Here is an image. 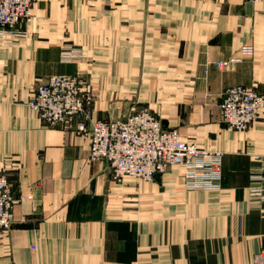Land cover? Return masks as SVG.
I'll list each match as a JSON object with an SVG mask.
<instances>
[{
	"label": "crops",
	"instance_id": "0c3cea01",
	"mask_svg": "<svg viewBox=\"0 0 264 264\" xmlns=\"http://www.w3.org/2000/svg\"><path fill=\"white\" fill-rule=\"evenodd\" d=\"M13 33L0 37V175L16 199L0 264H255L264 195L249 191L264 177V109L234 131L219 103L237 85L264 95V1L36 0ZM247 45L251 57L214 65ZM61 75L92 91V119L146 108L164 130L221 153L220 188L188 191L176 167L113 180L88 158L82 116L47 127L28 106Z\"/></svg>",
	"mask_w": 264,
	"mask_h": 264
},
{
	"label": "built area",
	"instance_id": "2783aa9c",
	"mask_svg": "<svg viewBox=\"0 0 264 264\" xmlns=\"http://www.w3.org/2000/svg\"><path fill=\"white\" fill-rule=\"evenodd\" d=\"M34 1L0 0V37L14 34L15 27L31 16ZM253 54V47L243 46L237 58L217 61L214 65L224 69ZM92 99L89 91L80 88L77 78L53 76L38 86L31 103L40 118L51 125L68 126L78 116H83L85 123H79L77 133L89 137L88 158L105 161L115 181L131 177L150 182L156 174L176 167L188 191L220 188L221 153L184 141L176 130H164L160 120L146 108L132 111L124 119H92L87 110ZM263 109L264 95L255 87L232 86L221 94L219 118L229 129L245 131ZM252 181L261 185L251 188L250 195H264V177L252 176ZM15 202L12 184L5 175H0V231L12 226ZM254 263L264 264V249L254 256Z\"/></svg>",
	"mask_w": 264,
	"mask_h": 264
},
{
	"label": "rangeland",
	"instance_id": "374dc122",
	"mask_svg": "<svg viewBox=\"0 0 264 264\" xmlns=\"http://www.w3.org/2000/svg\"><path fill=\"white\" fill-rule=\"evenodd\" d=\"M36 1V0H35ZM35 1H34V3H35ZM34 5V4H33ZM31 16H32V10H31ZM31 16L27 19V20H25V22H22V23H19L16 27H15V29H17L20 25H22V24H24V23H26L30 18H31ZM81 55L80 54H78V53H68V54H64L63 55V58L66 60V61H70V59H77V58H79ZM61 76H64V75H61ZM53 77V76H52ZM72 77H75V78H77L79 81H80V79L78 78V77H76V76H72ZM80 88L82 89V90H87V91H89L91 94H92V96H93V93H92V91L91 90H89V89H85V88H83V86L81 85V81H80ZM34 95H35V93H34ZM34 95L32 96V98L28 101V106H29V108L32 110V111H34L35 113H36V115H37V117H38V119L40 120V122L42 123V124H44V125H46L47 127H58V125H51V124H48V123H46V122H44L41 118H40V116H39V114H37V111L32 107V100L34 99ZM93 99H94V97H93ZM93 99H92V101H93ZM91 101V102H92ZM91 104V103H90ZM134 108V107H133ZM131 109V112L130 113H132V111H135V112H138V111H140V110H142V109H145V108H142V107H136V109L134 108V109ZM87 110H88V112L90 113V111H89V106L87 107ZM129 113V114H130ZM128 114V115H129ZM79 117V116H78ZM83 117V116H82ZM84 118V117H83ZM97 120H99V119H97ZM103 121H106V120H103ZM108 121V120H107ZM8 179V178H7ZM9 180V179H8Z\"/></svg>",
	"mask_w": 264,
	"mask_h": 264
},
{
	"label": "water",
	"instance_id": "95a60500",
	"mask_svg": "<svg viewBox=\"0 0 264 264\" xmlns=\"http://www.w3.org/2000/svg\"><path fill=\"white\" fill-rule=\"evenodd\" d=\"M128 114L124 115L122 119L126 118Z\"/></svg>",
	"mask_w": 264,
	"mask_h": 264
}]
</instances>
